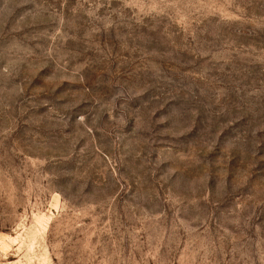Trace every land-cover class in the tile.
Returning <instances> with one entry per match:
<instances>
[{
    "label": "rangeland",
    "instance_id": "rangeland-1",
    "mask_svg": "<svg viewBox=\"0 0 264 264\" xmlns=\"http://www.w3.org/2000/svg\"><path fill=\"white\" fill-rule=\"evenodd\" d=\"M0 264H264V0H0Z\"/></svg>",
    "mask_w": 264,
    "mask_h": 264
}]
</instances>
